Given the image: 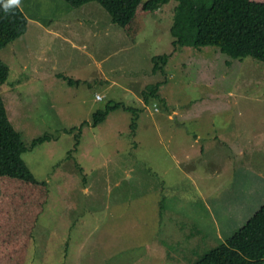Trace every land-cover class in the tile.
I'll use <instances>...</instances> for the list:
<instances>
[{
	"label": "rangeland",
	"instance_id": "obj_1",
	"mask_svg": "<svg viewBox=\"0 0 264 264\" xmlns=\"http://www.w3.org/2000/svg\"><path fill=\"white\" fill-rule=\"evenodd\" d=\"M176 5L140 15L134 41L96 1L20 0L37 19L1 51L11 72L0 91L24 160L50 189L26 264H193L222 242L201 222L216 220L235 175L264 180V62L216 45L174 51ZM115 102L143 108L134 137L123 108L91 124Z\"/></svg>",
	"mask_w": 264,
	"mask_h": 264
},
{
	"label": "trees",
	"instance_id": "obj_2",
	"mask_svg": "<svg viewBox=\"0 0 264 264\" xmlns=\"http://www.w3.org/2000/svg\"><path fill=\"white\" fill-rule=\"evenodd\" d=\"M65 1L71 7L98 2L108 12L111 21L124 27L127 35L135 41L139 32L138 17L160 9L171 0ZM29 22V16L21 6L6 15L0 3V51L21 37ZM171 30L174 51L183 45H216L234 58L253 56L264 62V0H177ZM168 58L169 54L154 56V70H158L161 60L167 63ZM10 72V65L0 56V85L8 81ZM59 76L72 85L80 83L79 79L64 74ZM162 82L158 81L143 91L145 103L159 97ZM119 108L132 112L130 134L134 137L143 108L123 102L108 103L104 109L93 113L91 124L99 125L111 111ZM84 123L76 129L73 150L78 148ZM51 137L47 133L39 136L33 140L32 146ZM27 150L21 132L9 117L0 91V264H26L33 230L50 196L48 182L36 178L24 160L23 153ZM263 261L264 203L234 234L193 264H261Z\"/></svg>",
	"mask_w": 264,
	"mask_h": 264
},
{
	"label": "crops",
	"instance_id": "obj_3",
	"mask_svg": "<svg viewBox=\"0 0 264 264\" xmlns=\"http://www.w3.org/2000/svg\"><path fill=\"white\" fill-rule=\"evenodd\" d=\"M27 15L30 20L36 21L37 18L31 17L29 14ZM31 66L37 69L41 68L40 65H36L34 62L31 63ZM56 78V76H51L48 79L54 80ZM40 81L41 79L39 78ZM240 172H242V175L239 173L235 175V179L238 178V181L234 183L233 190L224 198L226 200L225 204L230 203L228 205L223 204L219 207V213L215 221L209 222L204 220L201 222V230L204 232L206 238L212 234L219 240L224 241L226 239L224 237H229L230 234L243 226L264 203L263 177L256 174L259 172L254 170L245 173V169L242 170L241 168ZM211 204V201H206V205Z\"/></svg>",
	"mask_w": 264,
	"mask_h": 264
},
{
	"label": "clouds",
	"instance_id": "obj_4",
	"mask_svg": "<svg viewBox=\"0 0 264 264\" xmlns=\"http://www.w3.org/2000/svg\"><path fill=\"white\" fill-rule=\"evenodd\" d=\"M0 3L3 4L6 15L9 14L11 9L20 7V0H0Z\"/></svg>",
	"mask_w": 264,
	"mask_h": 264
},
{
	"label": "built area",
	"instance_id": "obj_5",
	"mask_svg": "<svg viewBox=\"0 0 264 264\" xmlns=\"http://www.w3.org/2000/svg\"><path fill=\"white\" fill-rule=\"evenodd\" d=\"M98 98H100V99H101V98H102V96L98 95Z\"/></svg>",
	"mask_w": 264,
	"mask_h": 264
}]
</instances>
